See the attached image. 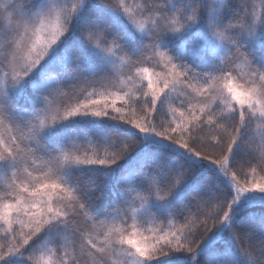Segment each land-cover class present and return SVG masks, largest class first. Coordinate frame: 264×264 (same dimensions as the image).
Returning a JSON list of instances; mask_svg holds the SVG:
<instances>
[{
  "label": "snow or ice",
  "instance_id": "obj_1",
  "mask_svg": "<svg viewBox=\"0 0 264 264\" xmlns=\"http://www.w3.org/2000/svg\"><path fill=\"white\" fill-rule=\"evenodd\" d=\"M0 264H264V0H0Z\"/></svg>",
  "mask_w": 264,
  "mask_h": 264
},
{
  "label": "trees",
  "instance_id": "obj_2",
  "mask_svg": "<svg viewBox=\"0 0 264 264\" xmlns=\"http://www.w3.org/2000/svg\"><path fill=\"white\" fill-rule=\"evenodd\" d=\"M126 3H128L129 5H137V4H140L142 3V0H126ZM129 223H131V221H129Z\"/></svg>",
  "mask_w": 264,
  "mask_h": 264
},
{
  "label": "rangeland",
  "instance_id": "obj_3",
  "mask_svg": "<svg viewBox=\"0 0 264 264\" xmlns=\"http://www.w3.org/2000/svg\"><path fill=\"white\" fill-rule=\"evenodd\" d=\"M119 103V102H118Z\"/></svg>",
  "mask_w": 264,
  "mask_h": 264
}]
</instances>
